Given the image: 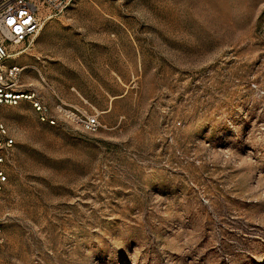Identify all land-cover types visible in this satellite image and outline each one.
<instances>
[{
  "label": "rangeland",
  "instance_id": "rangeland-1",
  "mask_svg": "<svg viewBox=\"0 0 264 264\" xmlns=\"http://www.w3.org/2000/svg\"><path fill=\"white\" fill-rule=\"evenodd\" d=\"M11 53L70 116L6 107L0 264H264V0H74Z\"/></svg>",
  "mask_w": 264,
  "mask_h": 264
},
{
  "label": "built area",
  "instance_id": "built-area-1",
  "mask_svg": "<svg viewBox=\"0 0 264 264\" xmlns=\"http://www.w3.org/2000/svg\"><path fill=\"white\" fill-rule=\"evenodd\" d=\"M74 0H0V198L9 181V167L17 143L6 119V107L31 100L39 118L56 124L60 118L70 116V108L64 101L54 108L36 89L22 86L21 75L27 65L8 64L12 56L11 46L32 42L43 28L46 19L65 11ZM74 120L89 130H97L101 121L97 115L75 114ZM5 240L0 222V246Z\"/></svg>",
  "mask_w": 264,
  "mask_h": 264
},
{
  "label": "bare ground",
  "instance_id": "bare-ground-1",
  "mask_svg": "<svg viewBox=\"0 0 264 264\" xmlns=\"http://www.w3.org/2000/svg\"><path fill=\"white\" fill-rule=\"evenodd\" d=\"M27 67V66H26Z\"/></svg>",
  "mask_w": 264,
  "mask_h": 264
}]
</instances>
